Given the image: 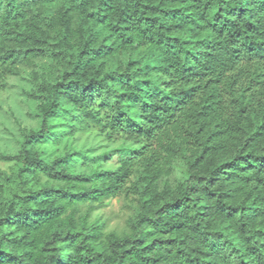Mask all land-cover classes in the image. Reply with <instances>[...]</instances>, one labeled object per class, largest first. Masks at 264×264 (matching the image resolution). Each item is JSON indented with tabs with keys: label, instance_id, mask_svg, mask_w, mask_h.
<instances>
[{
	"label": "trees",
	"instance_id": "1",
	"mask_svg": "<svg viewBox=\"0 0 264 264\" xmlns=\"http://www.w3.org/2000/svg\"><path fill=\"white\" fill-rule=\"evenodd\" d=\"M6 77L0 264H264V0H0ZM122 195L127 233L89 223Z\"/></svg>",
	"mask_w": 264,
	"mask_h": 264
},
{
	"label": "rangeland",
	"instance_id": "2",
	"mask_svg": "<svg viewBox=\"0 0 264 264\" xmlns=\"http://www.w3.org/2000/svg\"><path fill=\"white\" fill-rule=\"evenodd\" d=\"M28 88L29 83L22 77H6L5 82H0V155L15 154L24 130L33 124L29 116L30 102L24 95ZM117 145L101 141L95 133L82 135L69 143L74 150L91 149L92 155H101ZM11 165L12 163L0 160V171L8 172ZM134 206L133 196H119L94 210L89 223L101 224L104 234L127 233L129 231L128 221L132 217ZM86 209L87 207L82 208L81 212H85Z\"/></svg>",
	"mask_w": 264,
	"mask_h": 264
}]
</instances>
